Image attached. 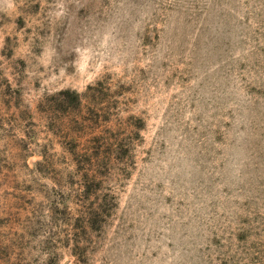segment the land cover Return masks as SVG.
<instances>
[{
    "label": "rangeland",
    "instance_id": "1",
    "mask_svg": "<svg viewBox=\"0 0 264 264\" xmlns=\"http://www.w3.org/2000/svg\"><path fill=\"white\" fill-rule=\"evenodd\" d=\"M0 264H264V0H0Z\"/></svg>",
    "mask_w": 264,
    "mask_h": 264
}]
</instances>
